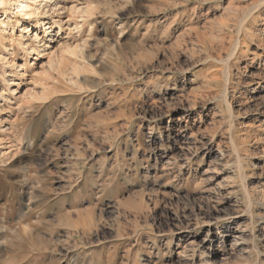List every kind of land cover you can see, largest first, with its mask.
Returning <instances> with one entry per match:
<instances>
[{
	"label": "rangeland",
	"instance_id": "rangeland-1",
	"mask_svg": "<svg viewBox=\"0 0 264 264\" xmlns=\"http://www.w3.org/2000/svg\"><path fill=\"white\" fill-rule=\"evenodd\" d=\"M23 1L0 264H264V0Z\"/></svg>",
	"mask_w": 264,
	"mask_h": 264
},
{
	"label": "bare ground",
	"instance_id": "bare-ground-1",
	"mask_svg": "<svg viewBox=\"0 0 264 264\" xmlns=\"http://www.w3.org/2000/svg\"><path fill=\"white\" fill-rule=\"evenodd\" d=\"M18 5H17V8H19V10L23 11V13H27L28 9H30V5L24 3L23 0H18ZM247 11V10H246ZM252 12V11H251ZM250 13V12H249ZM242 20L240 21L239 25H238V28H237V31L240 32L243 30V25H244V20L245 18L247 19V15L245 17L242 16ZM246 32V31H245ZM248 34V32H247ZM36 35V33H35ZM250 35V34H249ZM36 38H38V36H36ZM243 42V41H242ZM241 44V41L239 39L236 40L235 42V45H233V51H235L237 49V47ZM233 54V52H232ZM227 60V59H226ZM228 68V67H227ZM227 74V73H226ZM226 80L229 81L228 79V74L226 75Z\"/></svg>",
	"mask_w": 264,
	"mask_h": 264
}]
</instances>
